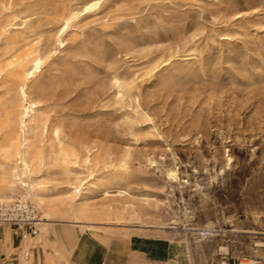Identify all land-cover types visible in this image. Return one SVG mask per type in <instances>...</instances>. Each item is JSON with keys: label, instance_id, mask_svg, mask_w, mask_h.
<instances>
[{"label": "rangeland", "instance_id": "374dc122", "mask_svg": "<svg viewBox=\"0 0 264 264\" xmlns=\"http://www.w3.org/2000/svg\"><path fill=\"white\" fill-rule=\"evenodd\" d=\"M88 1L0 0V13L29 18L6 84L43 56L33 88L46 85L64 149L100 157L94 176L82 163L61 174L113 188L86 191L113 219L91 222L157 247L147 264H264V0H100L58 47L62 16ZM8 232L1 258L42 251Z\"/></svg>", "mask_w": 264, "mask_h": 264}, {"label": "bare ground", "instance_id": "6f19581e", "mask_svg": "<svg viewBox=\"0 0 264 264\" xmlns=\"http://www.w3.org/2000/svg\"><path fill=\"white\" fill-rule=\"evenodd\" d=\"M99 1L90 0L81 9L73 8L64 13L62 28L56 38L58 47L64 46L63 35L81 13ZM28 19L27 15L18 17L0 13V201H10L20 195L40 211L41 219L39 215L36 223L37 237H24L25 245L31 241L42 242L46 227L54 219L113 220L109 217V208H94L86 198L89 187L98 185L103 187V195L111 194L113 188L109 183L93 180L85 186L74 182L76 177L66 179L61 176L64 172H71L69 164L80 163L90 167L89 175L94 176L93 165L100 157L89 146L82 148V154L78 148L71 152L64 149L65 134L60 125L52 123V109L43 93L46 85L33 88V81L40 75L45 58H32L24 68L22 78L6 84L16 77L10 71L4 74L1 66L7 55L17 52L20 38L12 36L17 30L15 26L19 23L26 26ZM116 192L126 194L119 188ZM3 225L6 237L12 240L9 225Z\"/></svg>", "mask_w": 264, "mask_h": 264}, {"label": "crops", "instance_id": "0c3cea01", "mask_svg": "<svg viewBox=\"0 0 264 264\" xmlns=\"http://www.w3.org/2000/svg\"><path fill=\"white\" fill-rule=\"evenodd\" d=\"M38 212L41 219L40 211ZM59 223L65 226L66 236L60 234L57 227ZM76 225L81 227V231L85 227L101 229L102 238L87 230L85 234L78 233ZM46 228L42 242L34 243L35 247L40 244L42 251L32 253L21 264H147L148 261L157 262L163 259V253L157 247L145 241H133L132 234H118L108 224L62 218L54 219ZM3 233L2 246L11 244L13 238L12 241L6 240L4 228ZM29 237H37V234ZM17 248L20 249V246ZM159 263L170 264L167 261ZM0 264H20L19 252L10 257H0Z\"/></svg>", "mask_w": 264, "mask_h": 264}, {"label": "built area", "instance_id": "2783aa9c", "mask_svg": "<svg viewBox=\"0 0 264 264\" xmlns=\"http://www.w3.org/2000/svg\"><path fill=\"white\" fill-rule=\"evenodd\" d=\"M38 219L37 209L28 199L20 195L15 196L10 201H0V235L3 233L2 225L6 223L11 228L13 236L21 242L24 237L37 234L36 223ZM33 248H35V245ZM29 255L30 249H27L25 256L28 257Z\"/></svg>", "mask_w": 264, "mask_h": 264}]
</instances>
